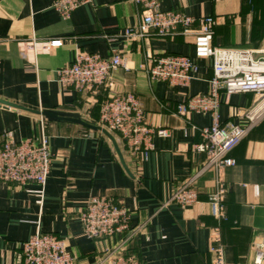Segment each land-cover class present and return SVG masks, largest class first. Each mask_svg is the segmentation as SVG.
I'll return each mask as SVG.
<instances>
[{
    "label": "crops",
    "instance_id": "1",
    "mask_svg": "<svg viewBox=\"0 0 264 264\" xmlns=\"http://www.w3.org/2000/svg\"><path fill=\"white\" fill-rule=\"evenodd\" d=\"M159 9L194 18L214 16L216 46L264 50V0H160ZM145 10L134 0H89L63 18L53 0H0V100L27 109L0 105V137L7 132L15 140L46 134L53 156L43 191L36 184L0 183V264H21L23 243L38 232L63 238L75 264H97L101 251L116 239L95 243L84 234L80 214L96 196L113 197L131 212L130 226L141 230L130 251L143 264H211L216 230L226 264H253L264 249V119L231 153L236 165L225 170L226 218L218 221L208 202L215 174L202 171L207 157L195 150L204 143L200 129L210 127L214 115L178 111L180 104L209 92L211 60L196 58L194 37L182 30L166 37L153 29L144 38L128 37L126 30L140 25ZM198 29L194 24L192 31ZM55 39L63 45L28 49L29 43L41 48ZM78 51L105 58L122 54L126 68L113 71L102 86L82 92L65 88L57 71L71 65ZM149 55L188 56L199 70L187 86L153 80L147 73ZM113 94H134L153 131L150 149L136 156L112 133L126 167L101 132L50 122L28 111L74 112L101 125V105ZM255 99L253 94L227 97L222 92L218 121L246 124L244 111ZM194 176L200 202L186 208L166 205Z\"/></svg>",
    "mask_w": 264,
    "mask_h": 264
},
{
    "label": "built area",
    "instance_id": "2",
    "mask_svg": "<svg viewBox=\"0 0 264 264\" xmlns=\"http://www.w3.org/2000/svg\"><path fill=\"white\" fill-rule=\"evenodd\" d=\"M89 0H53V7L63 18ZM146 10L137 28L126 30L128 37L144 38L149 30L159 36H173L179 30L185 36L194 37L195 54L198 59L211 60L213 77L206 95L190 98L178 107L181 115L191 112L214 115L210 127L200 129L204 143L195 150L207 157L204 171L215 174V191L209 195L211 215L218 221L226 218L225 200L229 188L224 180L225 170L236 165L232 151L244 140L250 131L264 119V50L223 48L214 45L217 20L214 16L194 18L181 12H163L160 0H134ZM216 2L222 0H215ZM198 23L199 29L192 27ZM28 44V49L48 51L63 45L60 39ZM147 73L153 80L168 81L172 85L187 86L198 72L199 65L188 56L166 55L147 58ZM126 58L114 54L105 58L99 54L78 51L71 65L57 71L58 81L65 88L84 91L94 86L108 84L113 71L126 68ZM227 97L234 94L256 96L252 107L244 111L246 124L218 121L220 94ZM101 126L116 133L134 155L146 154L151 147L153 131L146 126L145 113L140 100L134 94L124 96L113 94L101 105ZM159 135H167L159 130ZM53 156L50 138L46 134L23 140H15L11 132L0 137V183L22 187L28 184L45 189L52 169ZM194 176L170 196L167 204L176 203L183 208L200 202ZM85 236L92 242L116 239L115 245L101 251L97 264H143L130 251L131 243L141 228L130 226L131 212L113 197H92L80 214ZM211 264H226L221 235L216 230L211 248ZM76 258L67 250L66 241L56 235L38 232L23 243L21 264H75ZM253 264H264V249H260Z\"/></svg>",
    "mask_w": 264,
    "mask_h": 264
},
{
    "label": "water",
    "instance_id": "3",
    "mask_svg": "<svg viewBox=\"0 0 264 264\" xmlns=\"http://www.w3.org/2000/svg\"><path fill=\"white\" fill-rule=\"evenodd\" d=\"M0 105L11 107L19 110H27L23 108L22 106L12 104L9 102H6L4 100H0ZM35 114L41 115L44 118H46L50 122H69L81 125L85 128H88L90 130H93L95 132H101L103 135H105L114 145L116 152L118 153L122 163L126 167V164L124 162V158L122 156V152L120 150V147L118 145V142L115 138V136L108 131L106 128L102 127L101 125L97 124L96 122H91L86 119H83L80 114L74 113V112H64V111H50V110H44L42 112L28 110Z\"/></svg>",
    "mask_w": 264,
    "mask_h": 264
},
{
    "label": "trees",
    "instance_id": "4",
    "mask_svg": "<svg viewBox=\"0 0 264 264\" xmlns=\"http://www.w3.org/2000/svg\"><path fill=\"white\" fill-rule=\"evenodd\" d=\"M216 35V34H215ZM214 39H215V36H214ZM215 45V44H214ZM114 135L116 134V133H113ZM117 135V134H116Z\"/></svg>",
    "mask_w": 264,
    "mask_h": 264
}]
</instances>
